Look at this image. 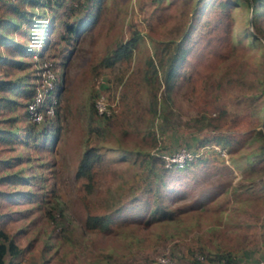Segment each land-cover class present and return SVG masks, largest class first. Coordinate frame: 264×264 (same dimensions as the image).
I'll return each instance as SVG.
<instances>
[{"label":"rangeland","instance_id":"374dc122","mask_svg":"<svg viewBox=\"0 0 264 264\" xmlns=\"http://www.w3.org/2000/svg\"><path fill=\"white\" fill-rule=\"evenodd\" d=\"M256 1L101 0L65 52L51 53L40 28L35 65L49 57L62 83L55 140L28 139L22 120L13 135L0 133L13 162L6 170L28 177L0 184V231L22 250L19 264H145L163 253L192 264L200 247L264 264V0ZM223 4L227 55L198 83L187 67L165 82L171 57L218 24ZM130 38V57L93 72ZM149 58L159 67L148 80ZM101 95L111 114L91 116ZM88 146L109 163L84 189L75 173ZM181 149L197 156L156 198L152 180L164 172L153 156ZM54 200L61 215L50 219L44 207ZM162 207L174 214L153 215ZM89 214L107 218L109 230L86 229Z\"/></svg>","mask_w":264,"mask_h":264},{"label":"trees","instance_id":"16d2710c","mask_svg":"<svg viewBox=\"0 0 264 264\" xmlns=\"http://www.w3.org/2000/svg\"><path fill=\"white\" fill-rule=\"evenodd\" d=\"M53 2L59 5L61 1L65 0H3L0 4V25L3 21V15H6L8 9L12 8L15 9V11L19 14H21L19 17L23 19V21L30 22L31 18L27 17V12H25L24 9H21L17 6V3H25L29 4L32 7L41 5V6H47L48 3ZM80 1V0H77ZM254 4L253 7H256V0H252ZM228 7L227 4H223L222 9L217 10V16H218V24L214 27H212L209 31L203 33L200 35L199 38L196 40L190 42L188 45H181L177 52L171 57L170 62L165 70V76L164 81L168 82L172 77L178 76L182 70L187 67L189 70V77H191L195 83H198L200 80H202L214 67L215 65L223 59L227 55V43L229 40V19L226 14L225 9ZM8 17V16H7ZM9 19V18H8ZM7 21L9 24H12L13 26H16L18 23L14 21L13 19H9ZM66 32H74L78 30L79 28L75 27L71 23L66 24ZM69 34V33H68ZM135 38H130L124 42H120L116 49H114L112 52L103 55L102 57H99L98 60L94 62L92 65V70L94 73L98 72L99 68L102 67H109L114 64L116 60H121L124 57H130L131 56V49L135 45ZM35 55V54H34ZM147 70L145 78L149 80L150 76L156 75L158 71L159 65L155 64L152 60V58H149L147 60ZM34 69L32 72V78L29 82V85L27 86V99L23 103V107H25L27 101H29L33 95L34 92V85H35V78L37 75V66L34 65ZM160 66L162 64L160 63ZM57 78L55 82V92L58 98V95L60 94V91L62 89V83L60 79V75L56 72ZM151 98H150V105L154 109L157 107V96L154 92H151ZM58 105V103H57ZM58 106L56 107V113L55 118L49 119L50 122L45 123L42 126H38L37 124H34L30 121L26 120V126L23 127L24 133L26 134L28 139H32L33 141H37V138L40 140L45 141L47 139V135L51 132L53 128V121L57 117V110ZM94 111L91 113H94L97 115V117H108L106 114H98L96 107L93 109ZM54 135V134H53ZM25 140V139H24ZM215 141V142H214ZM214 143H219L220 139L214 138ZM229 142V141H228ZM154 162L156 160H159L161 164L163 165L162 170L163 174L161 175H155L152 182H155L156 188L155 193L156 198L158 196L162 195V191L160 190L161 186L167 187L170 180H173V174L175 172H179L182 170H185L193 161L191 160L189 163L185 164L182 167H176L171 166L167 167L165 166L164 159L161 155H155L153 156ZM105 163H109L108 161L103 162L102 155L98 152V150L94 146H88L82 153L75 177L80 182L82 187L84 189H88L92 185V180L94 178V175H100L102 168L104 167ZM8 168H12V166H9ZM12 176V177H10ZM179 177V176H177ZM28 177H23L16 172L7 175L2 176L0 175V184L1 183H15L17 180L20 181H26ZM22 183V182H21ZM53 189H51L52 191ZM258 192L261 193L260 190ZM2 191L0 190V194ZM47 193V192H46ZM52 193H54L52 191ZM263 195V192H262ZM162 197V196H161ZM247 204V202H246ZM45 214L50 219H55V213L57 212L59 215H61L60 206L57 200H54L53 202H47V204L44 207ZM161 214L163 216L171 217L174 214V211H167V208H157L156 210H153V215ZM109 220L105 217L98 216V215H91L89 214L86 217L85 223L86 229L95 230V231H108ZM217 249V248H216ZM9 256V263L10 264H19V260L22 257V250L17 246V244L14 242L12 237H7L5 234V231H0V264L6 263V257ZM171 256L174 258L175 256L171 254ZM176 260V258H174ZM177 261V260H176ZM245 259H241L236 254L232 253L231 251H226L221 248L217 250H211L208 248H198L197 252L193 253L192 258V264H245Z\"/></svg>","mask_w":264,"mask_h":264},{"label":"crops","instance_id":"0c3cea01","mask_svg":"<svg viewBox=\"0 0 264 264\" xmlns=\"http://www.w3.org/2000/svg\"><path fill=\"white\" fill-rule=\"evenodd\" d=\"M2 1L0 0V4ZM70 1L72 0L61 1L59 5L50 1L47 6L37 5L34 7L18 2L17 6L27 12V17L31 18V23L23 21L19 17L21 14L12 8L7 10L6 15H3V21L0 25V133L13 135L12 126L17 125L18 127L21 120L24 123H20V127H24L22 125L26 124L23 103L27 99V86L31 81L36 64L34 54L37 53L36 48L39 45L40 36L38 32L40 28L42 27L45 32L46 47H52H50L51 53L53 49L57 50L59 46L63 47L64 52L67 49L70 51V40L75 37L74 35H78L79 30L85 29L87 31L86 25L90 17L96 15L101 3V0H86L79 1V6L73 7ZM63 8L67 9L65 13L63 12L64 14L58 12ZM50 15H53L52 19L48 18ZM8 18L13 19L18 24L16 26L9 24ZM42 20L47 24L43 23ZM67 23H71L79 29L74 32H66ZM63 57L66 56L60 55L59 61L63 62ZM51 134H54L53 141L56 136L53 129ZM2 140L3 138L0 139V143ZM23 142L24 140L21 144ZM6 151L5 147L0 146V175L2 176L4 174L10 175L6 168L13 164L11 158L8 160L4 154Z\"/></svg>","mask_w":264,"mask_h":264},{"label":"built area","instance_id":"2783aa9c","mask_svg":"<svg viewBox=\"0 0 264 264\" xmlns=\"http://www.w3.org/2000/svg\"><path fill=\"white\" fill-rule=\"evenodd\" d=\"M86 1V0H80ZM37 62V60H36ZM37 75L35 78L34 92L24 107L25 118L38 126L50 122L49 119L55 118L58 98L55 92L56 71L55 64L46 57L37 62ZM98 114H111L110 108L107 106L103 95L95 102ZM197 154L181 149L171 156H163L167 167H182L193 160ZM2 214L0 211V225L2 223ZM145 264H176V260L169 254L163 253L157 256L153 262L149 261Z\"/></svg>","mask_w":264,"mask_h":264},{"label":"water","instance_id":"95a60500","mask_svg":"<svg viewBox=\"0 0 264 264\" xmlns=\"http://www.w3.org/2000/svg\"><path fill=\"white\" fill-rule=\"evenodd\" d=\"M263 235H264V231H263Z\"/></svg>","mask_w":264,"mask_h":264}]
</instances>
